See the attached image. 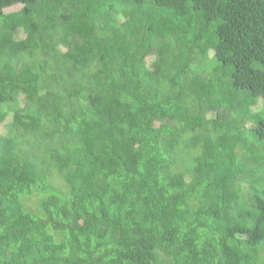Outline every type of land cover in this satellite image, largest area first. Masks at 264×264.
<instances>
[{
	"label": "trees",
	"instance_id": "16d2710c",
	"mask_svg": "<svg viewBox=\"0 0 264 264\" xmlns=\"http://www.w3.org/2000/svg\"><path fill=\"white\" fill-rule=\"evenodd\" d=\"M1 123L0 264H264V0H0Z\"/></svg>",
	"mask_w": 264,
	"mask_h": 264
},
{
	"label": "rangeland",
	"instance_id": "374dc122",
	"mask_svg": "<svg viewBox=\"0 0 264 264\" xmlns=\"http://www.w3.org/2000/svg\"><path fill=\"white\" fill-rule=\"evenodd\" d=\"M20 8V5L19 4H15L14 6H12V8H10L11 10H17ZM4 131V124L1 123L0 124V133H2Z\"/></svg>",
	"mask_w": 264,
	"mask_h": 264
}]
</instances>
